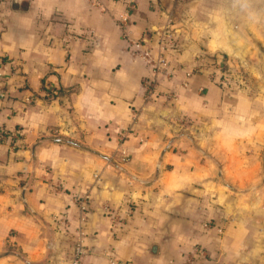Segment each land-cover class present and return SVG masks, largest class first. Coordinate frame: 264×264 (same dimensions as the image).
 Listing matches in <instances>:
<instances>
[{
	"label": "crops",
	"instance_id": "1",
	"mask_svg": "<svg viewBox=\"0 0 264 264\" xmlns=\"http://www.w3.org/2000/svg\"><path fill=\"white\" fill-rule=\"evenodd\" d=\"M0 74V264H264V0H0Z\"/></svg>",
	"mask_w": 264,
	"mask_h": 264
},
{
	"label": "built area",
	"instance_id": "2",
	"mask_svg": "<svg viewBox=\"0 0 264 264\" xmlns=\"http://www.w3.org/2000/svg\"><path fill=\"white\" fill-rule=\"evenodd\" d=\"M132 8L133 6L130 5L129 9H132ZM127 22H128V16L126 13L124 16H122V19L120 22V27L123 29V32L125 33L127 29V24H128ZM125 37L128 42V50L131 53L132 57L134 59L141 60L147 63L148 65H150L152 67V73L156 77V79L160 72L162 71L167 72L169 70V64L162 54L154 56L151 53L150 48L146 46V44L144 43L142 39L134 40V39H131L129 36L127 37L126 35ZM160 38L161 39H159V43H160L159 50H163L165 46H163L161 42L163 43L165 40H167L168 43L170 44L169 41L171 38V34L168 32H163L160 35ZM1 77L2 75L0 74V78ZM156 79L155 78H145L143 80V87L145 91L144 97H145V100L147 101L151 100L152 97L158 93ZM1 97H3V94L1 95ZM32 100H33L32 98L27 99L28 102H31ZM7 138H8V133H6L3 129H0V144H3ZM82 210H85L83 205H82ZM193 253L194 255H198V256L202 255L201 250L197 247L194 249ZM84 255H85V250L82 245V240L79 239V241L76 244L74 254L72 256L71 264H81Z\"/></svg>",
	"mask_w": 264,
	"mask_h": 264
},
{
	"label": "rangeland",
	"instance_id": "3",
	"mask_svg": "<svg viewBox=\"0 0 264 264\" xmlns=\"http://www.w3.org/2000/svg\"><path fill=\"white\" fill-rule=\"evenodd\" d=\"M220 60L222 62V65L219 66H214L216 71L220 73V77L222 76H226V74L228 76H248L240 67L239 64L236 63H232L228 61V59L224 58V57H220ZM224 73V74H223ZM223 74V75H222Z\"/></svg>",
	"mask_w": 264,
	"mask_h": 264
}]
</instances>
